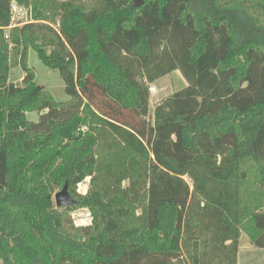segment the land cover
I'll return each mask as SVG.
<instances>
[{
  "label": "trees",
  "instance_id": "obj_1",
  "mask_svg": "<svg viewBox=\"0 0 264 264\" xmlns=\"http://www.w3.org/2000/svg\"><path fill=\"white\" fill-rule=\"evenodd\" d=\"M14 1L59 29L8 40ZM83 1L0 0V264H237L243 233L264 248V0ZM30 49L69 101L35 82ZM176 70L187 85L152 122L150 84Z\"/></svg>",
  "mask_w": 264,
  "mask_h": 264
},
{
  "label": "rangeland",
  "instance_id": "obj_2",
  "mask_svg": "<svg viewBox=\"0 0 264 264\" xmlns=\"http://www.w3.org/2000/svg\"><path fill=\"white\" fill-rule=\"evenodd\" d=\"M83 2H85V4L89 6L94 3V0H86ZM13 3L19 4L16 1L12 2V4ZM22 6L27 9L28 13L23 19L22 24L12 25L13 21L15 23L18 20V15H14L12 12V16L13 18H16V21H11L10 26L5 28V37L6 35H8V38L6 37L8 40H10L12 28L22 26L23 24L28 22H43L46 24H50L55 29H59V17H57L55 20H37L35 19L34 10L31 5ZM50 51L51 48H47V52L49 53ZM28 64L35 72V82L38 85L44 86L45 90L50 92L57 101L67 102L70 100V96L65 91V84L60 75V72L57 69H52L44 65L43 62L39 59L36 51H34L33 49L29 50ZM24 75L25 72L20 65L13 66L9 76V81L16 84H21ZM186 85L187 82L180 70H176L172 73V79L167 76L166 78L158 79L155 84L151 83L150 87H153L154 91H150V105L147 118L153 122L155 107L165 98L170 96L174 91H177L185 87ZM155 87H157V90L155 89ZM26 115L28 120L37 122L40 118L41 113L38 111H29L26 113ZM185 179L192 185V182L188 176H185ZM89 188L90 178H87L85 181L78 185V192L81 194H85ZM67 215L76 226H86L92 223V216L89 209L87 208H74L69 211ZM237 264H264V248L253 247L252 249L245 250L241 254L239 253Z\"/></svg>",
  "mask_w": 264,
  "mask_h": 264
},
{
  "label": "water",
  "instance_id": "obj_3",
  "mask_svg": "<svg viewBox=\"0 0 264 264\" xmlns=\"http://www.w3.org/2000/svg\"><path fill=\"white\" fill-rule=\"evenodd\" d=\"M143 0H135V5L140 6ZM56 208H67L75 203L73 195L69 191V185L66 183L64 187L54 194Z\"/></svg>",
  "mask_w": 264,
  "mask_h": 264
},
{
  "label": "built area",
  "instance_id": "obj_4",
  "mask_svg": "<svg viewBox=\"0 0 264 264\" xmlns=\"http://www.w3.org/2000/svg\"><path fill=\"white\" fill-rule=\"evenodd\" d=\"M11 8H12V12H13V14L15 15H18L17 17V21L15 20L16 18H13V16H12V21L13 20H15L16 22L14 23V21H13V23H12V25H20V24H22L23 23V19L25 18V16H26V14L28 13L27 12V9L24 7V6H22V5H19V4H16V3H13L12 4V6H11ZM6 37L8 38V35H6ZM150 91L152 92V91H154V88L153 87H150Z\"/></svg>",
  "mask_w": 264,
  "mask_h": 264
},
{
  "label": "crops",
  "instance_id": "obj_5",
  "mask_svg": "<svg viewBox=\"0 0 264 264\" xmlns=\"http://www.w3.org/2000/svg\"><path fill=\"white\" fill-rule=\"evenodd\" d=\"M175 72V71H173ZM172 72V73H173ZM172 73L162 77V78H159V79H163V78H166L167 76H169L171 79H172ZM157 82V80L155 82H153L152 84H155ZM155 86V85H154ZM155 89L157 90V87H155ZM155 90V91H156ZM254 246L251 244V241H250V238H248V236L246 234H242L241 237H240V242H239V252L238 254L244 252L245 250L247 249H252ZM256 248V247H255Z\"/></svg>",
  "mask_w": 264,
  "mask_h": 264
}]
</instances>
